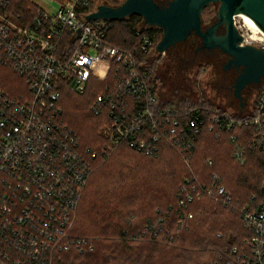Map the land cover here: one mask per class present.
<instances>
[{"label":"built area","instance_id":"1","mask_svg":"<svg viewBox=\"0 0 264 264\" xmlns=\"http://www.w3.org/2000/svg\"><path fill=\"white\" fill-rule=\"evenodd\" d=\"M49 1L53 10L36 5L33 17L23 21L14 13L18 0H0V64L21 79L16 93L0 86V264H55L73 248L93 249L74 229L97 153L84 150L75 129L62 120L66 87L83 94L94 77L115 73L116 83L91 105L96 114L110 113L111 123L100 131L108 142L105 157L121 143L156 157L161 142L168 141L187 160L206 127L231 132L236 141L239 128L252 126L253 145L264 151V79L255 105H245L239 114L216 109L205 115L200 106L179 114L174 105L162 107L152 71L138 56V51L158 52L159 42L143 31L151 26H136L139 50H128L107 40L112 20H87L111 0ZM241 33L243 45L264 48V34ZM186 183L179 194L183 203L202 196L224 206L233 203L232 193L218 181L207 185L190 178ZM241 216L253 230L242 264H264V200L243 207Z\"/></svg>","mask_w":264,"mask_h":264},{"label":"trees","instance_id":"2","mask_svg":"<svg viewBox=\"0 0 264 264\" xmlns=\"http://www.w3.org/2000/svg\"><path fill=\"white\" fill-rule=\"evenodd\" d=\"M18 1L14 13L19 19L29 21L37 12L36 5L32 0ZM156 1L165 5L170 0ZM110 3L118 5L120 2L111 0ZM139 24H144V19L138 14L112 20L106 38L114 45L138 51L140 38L136 34V26ZM143 31L157 42L163 34V30L156 26L146 27ZM138 56L140 60H146L150 55L138 51ZM153 77L158 89L159 78L155 74ZM20 81L11 69L0 64L1 87L11 94L16 93ZM115 83V73L111 71L105 79L94 77L85 93L78 94L66 87L61 97L62 120L75 129L84 150L97 153L92 160L91 176L96 164L105 161L102 151L108 142L100 135V130L111 123L109 112L96 114L91 105L98 94ZM159 99L162 107L171 105L162 99L160 93ZM190 106L202 107L205 115L216 109L224 111L220 107L196 103L175 106V109L181 114ZM80 118H84V122ZM235 133L237 140L233 141L231 132L204 128L187 159L190 167L185 162V155L171 142L162 141L156 157L121 143L112 155L127 149L152 161L173 156L175 163L181 161L184 174L175 183L168 198L156 203L152 199L161 196L162 190L158 189L162 185L160 182L155 178L153 182H146L149 185L146 188L148 194L142 195L143 189L137 177L140 170L132 168V182L124 170L118 171L112 188L92 195L87 207L80 210L90 176L79 205L74 234L88 240L87 245H92L93 249L82 252L79 247L73 248L55 264H242L244 255L251 250L247 240L253 235V230L244 225L241 210L246 205L255 206L264 200V151L253 145L255 133L252 126L239 128ZM238 152L243 159L239 158ZM226 159L231 162V168L227 167ZM123 167L127 169L128 163ZM190 178H196L201 184L212 185L218 181L225 185L232 193V205L224 206L208 196L183 203L179 194ZM253 195L256 198L252 200ZM148 196L151 201L145 206H132V203ZM190 213L193 219L188 218ZM181 220L184 224L180 223Z\"/></svg>","mask_w":264,"mask_h":264},{"label":"rangeland","instance_id":"3","mask_svg":"<svg viewBox=\"0 0 264 264\" xmlns=\"http://www.w3.org/2000/svg\"><path fill=\"white\" fill-rule=\"evenodd\" d=\"M123 1L124 0H119L120 3ZM32 2L38 7L46 10H53L54 8L53 3L49 0H32ZM218 9L219 2L207 6L203 14L204 27L209 26L212 21L217 19ZM235 22L239 30L244 33L247 32L251 34L255 31L246 24L242 16L237 17ZM186 51L185 44H179L177 49L168 50L164 53L156 52L148 56L146 60L144 58L142 60L143 65L159 78L158 92L162 99L174 106L181 107L185 104L189 105L196 103L208 107H220L229 112L239 114L241 111L240 102L234 96L233 90L228 87L227 82L222 81V68L204 54L200 55L196 62H193L192 59H188ZM193 57L194 55H191V58ZM107 69L108 68L104 65L101 66L102 71H107ZM244 96V104L247 108L255 105L257 92L247 89L244 90ZM80 119L84 122V118ZM111 155L108 157L104 156L105 161H100L96 164L95 170L89 180V186H87L80 210L81 208L84 209L87 207V203L92 195L112 188L111 184L118 171L124 170L129 176V181L132 182V168L139 169L140 173H137V177L139 186L143 189L142 195L148 194L146 188L149 187V185L147 186L146 182H153V178H155L157 182H160L162 185H160L158 189L162 190L161 196L159 195L155 200L152 199L156 203L168 198L175 183L180 179L181 175L184 174L181 161L180 163H175L172 161L173 156L152 161L145 157H140V155L132 153L127 149H123L119 153L112 155V157ZM185 162L187 166L190 167L186 159ZM227 162V167L231 168V162L229 160H227ZM125 163H128L127 169L123 167ZM153 196L155 195L153 194ZM148 201H151L149 196L142 200H137L132 203V206H145Z\"/></svg>","mask_w":264,"mask_h":264},{"label":"water","instance_id":"4","mask_svg":"<svg viewBox=\"0 0 264 264\" xmlns=\"http://www.w3.org/2000/svg\"><path fill=\"white\" fill-rule=\"evenodd\" d=\"M218 2L216 22L204 27V9ZM133 14L142 16L146 25L163 30L162 38L157 44L160 53L197 35L202 41L200 49L220 48L228 54L230 60L224 68L240 69L233 88L241 108L245 106L243 91L248 85L261 83L262 89L264 48L242 44L244 36L232 14L247 16L264 32V0H170L165 5L156 0H124L118 5L99 4L97 10L86 17L89 21L121 20ZM221 26L226 30L223 34L218 33Z\"/></svg>","mask_w":264,"mask_h":264},{"label":"flooded vegetation","instance_id":"5","mask_svg":"<svg viewBox=\"0 0 264 264\" xmlns=\"http://www.w3.org/2000/svg\"><path fill=\"white\" fill-rule=\"evenodd\" d=\"M217 20V19H216ZM216 20L212 21V24L216 22ZM209 25V26H210ZM225 27L221 26L218 29L219 34H223L225 32ZM179 44H185V49L187 50V56L188 59L193 62H196L198 57L202 54L206 55L210 60H212L215 64L219 65L222 68L223 74H222V81H226L228 84V87L233 90L234 88L233 85L235 83V79L238 75H240V69L237 68H232L229 70H226L224 66L226 63L230 60V56L223 52L220 48H214V49H200L202 45L201 39L197 35H192L190 38H188L185 42H181ZM175 45L171 47L169 50L177 49L178 45ZM191 55H194L193 58H191ZM261 84V83H260ZM260 84H251L248 85L245 90L250 89L252 91L257 92L260 89ZM235 96V95H234ZM243 96H244V91H243ZM237 98V97H236ZM238 99V98H237ZM245 99V96H244ZM239 100V99H238ZM240 102V100H239Z\"/></svg>","mask_w":264,"mask_h":264},{"label":"bare ground","instance_id":"6","mask_svg":"<svg viewBox=\"0 0 264 264\" xmlns=\"http://www.w3.org/2000/svg\"><path fill=\"white\" fill-rule=\"evenodd\" d=\"M232 16L234 17V19H237V17L242 16V18H244L246 24L249 27L253 28L255 31H258L259 33L264 34V32L261 31V29L252 20H250L247 16H244L241 14H232Z\"/></svg>","mask_w":264,"mask_h":264}]
</instances>
